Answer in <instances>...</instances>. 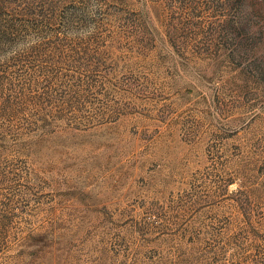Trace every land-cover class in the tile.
<instances>
[{
    "label": "rangeland",
    "instance_id": "374dc122",
    "mask_svg": "<svg viewBox=\"0 0 264 264\" xmlns=\"http://www.w3.org/2000/svg\"><path fill=\"white\" fill-rule=\"evenodd\" d=\"M0 264H264V0H0Z\"/></svg>",
    "mask_w": 264,
    "mask_h": 264
}]
</instances>
